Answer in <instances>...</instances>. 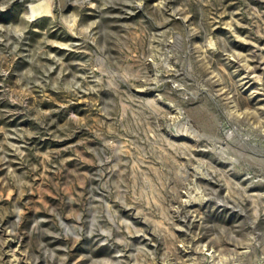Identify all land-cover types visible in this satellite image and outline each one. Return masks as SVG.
I'll list each match as a JSON object with an SVG mask.
<instances>
[{"label": "rangeland", "instance_id": "374dc122", "mask_svg": "<svg viewBox=\"0 0 264 264\" xmlns=\"http://www.w3.org/2000/svg\"><path fill=\"white\" fill-rule=\"evenodd\" d=\"M0 264H264V0H0Z\"/></svg>", "mask_w": 264, "mask_h": 264}, {"label": "bare ground", "instance_id": "6f19581e", "mask_svg": "<svg viewBox=\"0 0 264 264\" xmlns=\"http://www.w3.org/2000/svg\"><path fill=\"white\" fill-rule=\"evenodd\" d=\"M46 11H49V9L47 8V9H45ZM43 11V9L42 8H36V7H32V16H38L39 14H41V12ZM255 68V67H254ZM252 71V70H251ZM256 71V70H255ZM257 76H258V74H256ZM247 85H252V80L251 79H249L248 81H247Z\"/></svg>", "mask_w": 264, "mask_h": 264}]
</instances>
